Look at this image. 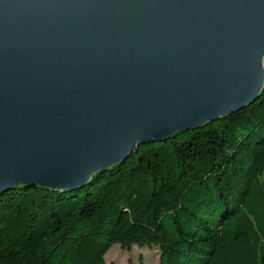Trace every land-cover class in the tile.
<instances>
[{
  "label": "water",
  "instance_id": "water-1",
  "mask_svg": "<svg viewBox=\"0 0 264 264\" xmlns=\"http://www.w3.org/2000/svg\"><path fill=\"white\" fill-rule=\"evenodd\" d=\"M263 57L264 0H0V195L249 107Z\"/></svg>",
  "mask_w": 264,
  "mask_h": 264
},
{
  "label": "trees",
  "instance_id": "trees-1",
  "mask_svg": "<svg viewBox=\"0 0 264 264\" xmlns=\"http://www.w3.org/2000/svg\"><path fill=\"white\" fill-rule=\"evenodd\" d=\"M115 245L158 247L159 264H264V89L78 191L0 195V264H106Z\"/></svg>",
  "mask_w": 264,
  "mask_h": 264
},
{
  "label": "rangeland",
  "instance_id": "rangeland-1",
  "mask_svg": "<svg viewBox=\"0 0 264 264\" xmlns=\"http://www.w3.org/2000/svg\"><path fill=\"white\" fill-rule=\"evenodd\" d=\"M105 261L106 264H159L160 252L158 247L150 249L134 246L132 250L127 251L122 249L120 245H115L106 254Z\"/></svg>",
  "mask_w": 264,
  "mask_h": 264
}]
</instances>
